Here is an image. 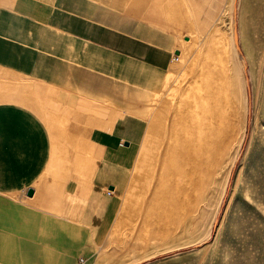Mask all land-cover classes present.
<instances>
[{"label":"crops","instance_id":"0c3cea01","mask_svg":"<svg viewBox=\"0 0 264 264\" xmlns=\"http://www.w3.org/2000/svg\"><path fill=\"white\" fill-rule=\"evenodd\" d=\"M232 3L0 4V264H99L179 44Z\"/></svg>","mask_w":264,"mask_h":264},{"label":"rangeland","instance_id":"374dc122","mask_svg":"<svg viewBox=\"0 0 264 264\" xmlns=\"http://www.w3.org/2000/svg\"><path fill=\"white\" fill-rule=\"evenodd\" d=\"M225 7L178 46L99 264H264V0Z\"/></svg>","mask_w":264,"mask_h":264},{"label":"bare ground","instance_id":"6f19581e","mask_svg":"<svg viewBox=\"0 0 264 264\" xmlns=\"http://www.w3.org/2000/svg\"><path fill=\"white\" fill-rule=\"evenodd\" d=\"M204 126H206V128H208V126L205 124V125H203V126H200V129L203 128ZM210 128H211V127L209 126V129H210ZM200 129H198V130L196 131L195 135L191 136V134H188L186 138H187V139H190V138L195 139V138H198V137H200V136H202V138H207V137H208V132L205 131V132L203 133V135H201L200 132H198ZM204 129H205V128H204ZM209 144H210V143H209ZM210 146H211V145H210Z\"/></svg>","mask_w":264,"mask_h":264},{"label":"water","instance_id":"95a60500","mask_svg":"<svg viewBox=\"0 0 264 264\" xmlns=\"http://www.w3.org/2000/svg\"><path fill=\"white\" fill-rule=\"evenodd\" d=\"M234 16H235V14H234ZM233 39H234L235 47L238 48V38H237V34H236V30L235 29H234Z\"/></svg>","mask_w":264,"mask_h":264},{"label":"built area","instance_id":"2783aa9c","mask_svg":"<svg viewBox=\"0 0 264 264\" xmlns=\"http://www.w3.org/2000/svg\"><path fill=\"white\" fill-rule=\"evenodd\" d=\"M174 60H177V56H176V55L173 57V61H174Z\"/></svg>","mask_w":264,"mask_h":264}]
</instances>
